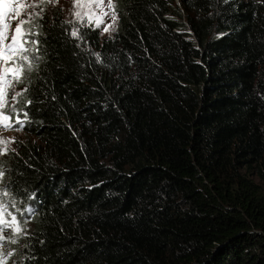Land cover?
Instances as JSON below:
<instances>
[{"label":"trees","instance_id":"16d2710c","mask_svg":"<svg viewBox=\"0 0 264 264\" xmlns=\"http://www.w3.org/2000/svg\"><path fill=\"white\" fill-rule=\"evenodd\" d=\"M114 8L104 37L58 6L25 24L12 264H264V0Z\"/></svg>","mask_w":264,"mask_h":264},{"label":"rangeland","instance_id":"374dc122","mask_svg":"<svg viewBox=\"0 0 264 264\" xmlns=\"http://www.w3.org/2000/svg\"><path fill=\"white\" fill-rule=\"evenodd\" d=\"M10 5V9L3 12V15L0 16V22L6 23L9 27L6 30V34L8 39L4 41V51L0 53V56H10L11 53L7 52V46L11 42V37L14 34V29L17 26L18 20H28L30 17H33L35 12L41 13L44 9H48L51 7H61L63 15L65 19L77 28L78 26H86V21L81 23V21L77 20L74 15L75 11L81 12L83 15L87 13L89 16H92L94 19H102L104 23L98 28L100 30L101 35L107 36L113 34L116 30L118 24V14L115 11V8L109 6V0H103V4L97 7L95 2H91L90 0H81L83 6H76L74 8L73 0H55L53 3H40V0H6ZM19 4H24V8H20ZM30 4L38 5L35 9L30 7ZM111 4H115V0H111ZM25 12L28 15H25ZM16 13H19L17 17ZM104 13H108V15H104ZM107 25H111L108 31H103V28ZM94 26V25H93ZM95 27V26H94ZM22 31H25V25L22 26ZM27 47L26 45H24ZM18 44H13V48H18ZM4 65H0V93L7 92V95H0V104H3L5 101V107L0 109V160L3 159L10 151L15 149V144L21 138L26 137V133L15 126V123L12 121L10 117V113L7 110V105H12L16 99L12 97V89L7 87L8 81L3 75ZM15 67L14 65L12 66ZM15 85V82L12 81ZM15 91L20 92V87L15 85ZM7 116L8 119H4ZM11 124V128H6L4 125ZM255 179L259 182V178L254 176ZM3 181L2 177H0V188H2ZM2 203V202H0ZM8 213H11L9 215ZM14 214L12 213L11 208L7 210V212L0 210V220L7 221L12 224V229H3L0 231V264H12L13 259L16 252V245L19 243V238L21 234L25 233L27 228L26 225L21 224L18 219L15 217L13 220ZM21 228L23 231L19 234L16 233V229ZM13 239L15 242H13Z\"/></svg>","mask_w":264,"mask_h":264},{"label":"snow or ice","instance_id":"6c2138e0","mask_svg":"<svg viewBox=\"0 0 264 264\" xmlns=\"http://www.w3.org/2000/svg\"><path fill=\"white\" fill-rule=\"evenodd\" d=\"M53 3L55 0H40V3ZM91 2H95L97 4V7L103 4V0H90ZM0 5L3 6L5 10L10 9V5L5 2V0H0ZM74 8L76 6H83L81 3V0H73ZM30 7L35 9L38 5L36 4H30ZM109 6L114 8V5L111 4V0H109ZM20 8H24V4H19ZM3 13H0V16H2ZM17 17L19 16V13H16ZM25 15L27 16L28 13L25 12ZM75 17L77 20L81 21V23H84L86 21V26L94 25L96 28H99L104 21L102 19H94L92 16H89L87 13H84L83 15L79 11L74 12ZM104 15H108V13H104ZM40 16L39 12H35L33 17H30L28 20L19 19L16 28L14 29V34L11 37V42L7 46V52L11 53L10 56H0V65H4V72L3 75L8 81L7 87L12 89V97L15 99L17 96H23V92L27 91V88L23 89L21 92L15 91V85L24 84L27 80V76L25 73H30L33 70L34 67V60H38L39 57H33L32 60H29V56L26 54L30 51L28 47H25L26 44L35 45L36 41H29L26 38L31 35H37L36 33L32 32L31 28H28L26 31H22V26L25 24H31L32 20L35 18H38ZM68 23H71L69 21ZM9 27L8 24L0 22V53H2L4 49V41L8 39V36L6 34V30ZM111 27V25H107L103 28V31H108V29ZM72 37H75L77 39H83L79 35L78 30L72 31L70 33ZM13 44H18V48H13ZM38 51V49H37ZM15 66L14 68L12 66ZM12 81L15 82V85L12 83ZM2 82V81H0ZM0 95H7V92L0 93ZM7 102L5 101L3 104H0V109H3L5 107V104ZM30 103V102H29ZM7 110L12 113L13 115H18L15 106L7 105ZM25 117H27V113H23ZM4 119H8L7 116L4 117ZM16 123L22 124L23 122L20 120H17ZM6 128H11V124L4 125ZM3 176V171L0 170V177ZM8 196V192L3 190V188H0V201H2L5 197ZM11 206V208L15 209V201L12 200L8 204L0 203V210H3L7 212L8 207ZM28 211H31V209H28ZM11 215V213H8ZM15 217H13V220ZM13 225L8 223L7 221L0 220V231L3 229H12ZM23 230L21 228L16 229V233L19 234ZM13 242L14 239H13Z\"/></svg>","mask_w":264,"mask_h":264},{"label":"water","instance_id":"95a60500","mask_svg":"<svg viewBox=\"0 0 264 264\" xmlns=\"http://www.w3.org/2000/svg\"><path fill=\"white\" fill-rule=\"evenodd\" d=\"M5 2L8 3L6 0H5ZM5 11H6V10L3 8V6L0 5V13H3V12H5Z\"/></svg>","mask_w":264,"mask_h":264}]
</instances>
